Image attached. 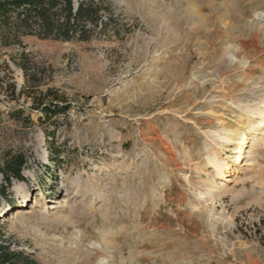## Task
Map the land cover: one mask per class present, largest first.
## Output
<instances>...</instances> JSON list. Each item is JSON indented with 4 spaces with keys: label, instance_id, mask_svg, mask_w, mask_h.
Instances as JSON below:
<instances>
[{
    "label": "rangeland",
    "instance_id": "374dc122",
    "mask_svg": "<svg viewBox=\"0 0 264 264\" xmlns=\"http://www.w3.org/2000/svg\"><path fill=\"white\" fill-rule=\"evenodd\" d=\"M85 1L88 40L0 45V163L27 159L0 244L38 264H264V0Z\"/></svg>",
    "mask_w": 264,
    "mask_h": 264
},
{
    "label": "trees",
    "instance_id": "16d2710c",
    "mask_svg": "<svg viewBox=\"0 0 264 264\" xmlns=\"http://www.w3.org/2000/svg\"><path fill=\"white\" fill-rule=\"evenodd\" d=\"M100 5L85 0H0V45L10 47L14 44L23 46L24 36H37L41 39L62 40L65 42L75 39L86 41L91 30L88 24L96 27ZM13 58V57H12ZM28 80L34 63L29 55L22 52L20 61L14 59ZM36 84L34 81H32ZM35 88L38 85H33ZM25 88L20 90L24 92ZM46 116L65 113L69 107L60 106L52 101L45 105L40 101L36 105ZM27 164L23 154H17L0 163V196H7L13 180L24 181L22 172ZM3 235L0 230V242ZM3 242V241H2ZM0 264H38L33 256L24 251H12L9 245L0 244Z\"/></svg>",
    "mask_w": 264,
    "mask_h": 264
},
{
    "label": "bare ground",
    "instance_id": "6f19581e",
    "mask_svg": "<svg viewBox=\"0 0 264 264\" xmlns=\"http://www.w3.org/2000/svg\"><path fill=\"white\" fill-rule=\"evenodd\" d=\"M195 7V6H194ZM194 7H192V10L194 11V13H197V11H196V9H194ZM199 16V15H198ZM200 18V17H199ZM234 57V56H233ZM253 115H256V116H259V117H264V111L263 110H261V111H256L255 113H253ZM236 135V134H235ZM237 136H239V135H237ZM227 137V136H226ZM226 137H224V140L226 139L228 142L230 141V139H228V138H226ZM233 139V138H232ZM225 140V141H226ZM242 140V139H241ZM233 142V141H232ZM237 142H238V140H237ZM239 143L241 144L242 143V141L240 142V140H239ZM246 142H245V138H244V142H243V144H241V146L238 148V147H236V148H238L237 150H238V153L240 154V155H242L243 153H242V150H243V145L245 144ZM253 147H255L254 145H253ZM252 148H250V150H251ZM244 151V150H243ZM237 152V151H236ZM253 152V151H252ZM251 152V153H252ZM240 160V159H239ZM238 160V161H239ZM249 162H250V160H248ZM248 161H247V164H248ZM231 163V162H230ZM230 163H229V161H227V159H219V157L217 158V157H213V159H211V160H209V164H210V166L215 170V171H217V174L219 175V176H221L222 178H224V180L225 181H230V179H229V175H227L228 173H229V171H230V169H231V165H230ZM239 163V162H238ZM246 164V163H245ZM245 164H243V165H245ZM246 164V165H247ZM250 164V163H249ZM251 165V164H250ZM249 165V166H250ZM77 183V186L79 187V184H78V182H76ZM15 189H16V191L18 192V194H20L21 196H22V199H23V203H27V201H28V199H29V197H30V193H29V190H28V188H27V186H26V184L24 183V182H19V183H17L16 184V186H15ZM64 202H67V200L66 199H64ZM23 207H24V205H23ZM49 219H51V220H54V221H59V222H66V221H68L67 220V217H64L59 211H55L53 214H51V215H49ZM105 260V258H101V261H104ZM101 263H103V262H101ZM107 264H109V263H107Z\"/></svg>",
    "mask_w": 264,
    "mask_h": 264
}]
</instances>
